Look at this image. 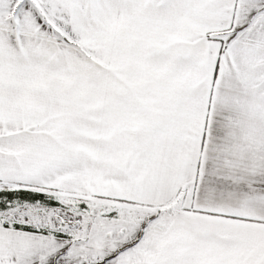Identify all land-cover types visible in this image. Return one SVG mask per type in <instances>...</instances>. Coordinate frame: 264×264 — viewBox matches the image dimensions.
I'll return each instance as SVG.
<instances>
[{
    "label": "snow or ice",
    "instance_id": "1",
    "mask_svg": "<svg viewBox=\"0 0 264 264\" xmlns=\"http://www.w3.org/2000/svg\"><path fill=\"white\" fill-rule=\"evenodd\" d=\"M0 264H264V0H0Z\"/></svg>",
    "mask_w": 264,
    "mask_h": 264
}]
</instances>
